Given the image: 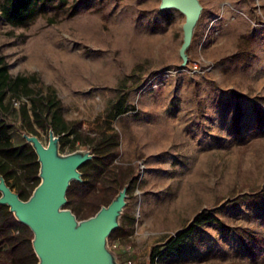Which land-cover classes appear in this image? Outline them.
<instances>
[{
  "label": "rangeland",
  "instance_id": "obj_1",
  "mask_svg": "<svg viewBox=\"0 0 264 264\" xmlns=\"http://www.w3.org/2000/svg\"><path fill=\"white\" fill-rule=\"evenodd\" d=\"M199 1L186 66V17L161 10V0H69L78 14L54 24L39 18L27 28L11 26L0 12V55L10 73L36 75L35 87L54 88L65 118L85 130L109 124L119 134L117 162L135 172L122 230L109 240L121 264H264V245L250 253L233 229L264 238V200L232 202L243 185H264V0ZM122 100L127 112L116 116ZM8 101L5 118L22 144L23 101ZM238 107L241 133L232 122ZM48 135L36 136L47 145ZM78 150L95 153L96 145H60L63 154ZM204 212L224 227L197 226L179 253L153 262L155 248Z\"/></svg>",
  "mask_w": 264,
  "mask_h": 264
},
{
  "label": "trees",
  "instance_id": "obj_2",
  "mask_svg": "<svg viewBox=\"0 0 264 264\" xmlns=\"http://www.w3.org/2000/svg\"><path fill=\"white\" fill-rule=\"evenodd\" d=\"M49 8L55 10L53 15H49ZM79 11L75 4H69V0H0V12L13 27L27 28L39 18H46L49 23L54 24L63 17L75 16ZM239 46H245L243 39ZM38 82L36 75L13 76L5 56L0 55V178L3 177L12 189L16 188V193L23 200H27L40 183V164L35 150L27 141L22 144L14 143V125L5 118L8 108L6 98L10 103L13 98H17L23 101L19 111L21 132L39 135V130L49 133L53 129L56 135L61 136V146L68 142L96 145L93 159L80 167L83 180L73 181L67 194L68 205L79 214L83 212L84 219L89 218L103 205H108L125 185L135 182L134 169L124 168L117 162L120 155L119 134L116 131L110 133L112 127L109 124L103 132H90L83 128L81 121L66 119L64 104L56 90L51 87L47 90L35 87ZM126 112V100H122L116 107V116ZM241 114L242 109L238 107L232 121L239 133ZM240 191L242 197H237L232 202L241 198L248 202L264 200V185L245 184ZM134 222L133 218L131 229ZM205 223L224 227L223 221L216 214L201 213L193 225L178 232L165 245L154 249L153 262L157 256L179 253L194 229ZM233 229L250 253H253L254 244L264 245V238L251 228ZM120 230L122 228L114 230L109 240H113ZM33 237L30 228L17 221L8 206L0 204V264H37L38 258L32 247Z\"/></svg>",
  "mask_w": 264,
  "mask_h": 264
},
{
  "label": "water",
  "instance_id": "obj_3",
  "mask_svg": "<svg viewBox=\"0 0 264 264\" xmlns=\"http://www.w3.org/2000/svg\"><path fill=\"white\" fill-rule=\"evenodd\" d=\"M160 9H175L186 17L180 49L182 66H186L187 51L203 6L199 0H161ZM22 135L38 156L40 183L31 196L23 200L1 177L0 204L8 206L17 221L33 232L32 247L38 258L37 264H121L109 238L120 226L129 184L94 215L78 219L71 209L65 208L67 194L73 181L83 180L80 167L92 160L94 153L90 150L61 153V136L53 129L49 131L47 145L36 135L26 131Z\"/></svg>",
  "mask_w": 264,
  "mask_h": 264
},
{
  "label": "built area",
  "instance_id": "obj_4",
  "mask_svg": "<svg viewBox=\"0 0 264 264\" xmlns=\"http://www.w3.org/2000/svg\"><path fill=\"white\" fill-rule=\"evenodd\" d=\"M12 102H13V104L15 105V106H19V101H18V99L17 98H13L12 99ZM111 246V248L113 249V250H117L118 249V244H116V243H113L112 245H110ZM130 263V262H129Z\"/></svg>",
  "mask_w": 264,
  "mask_h": 264
}]
</instances>
